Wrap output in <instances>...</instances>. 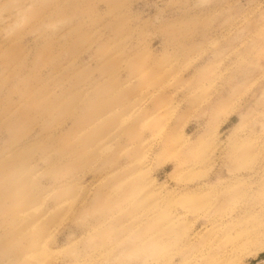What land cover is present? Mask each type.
Returning <instances> with one entry per match:
<instances>
[{"label":"rangeland","instance_id":"rangeland-1","mask_svg":"<svg viewBox=\"0 0 264 264\" xmlns=\"http://www.w3.org/2000/svg\"><path fill=\"white\" fill-rule=\"evenodd\" d=\"M0 264H264V0H0Z\"/></svg>","mask_w":264,"mask_h":264}]
</instances>
